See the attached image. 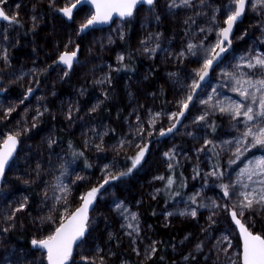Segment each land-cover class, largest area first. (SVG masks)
<instances>
[{
    "label": "snow or ice",
    "instance_id": "snow-or-ice-1",
    "mask_svg": "<svg viewBox=\"0 0 264 264\" xmlns=\"http://www.w3.org/2000/svg\"><path fill=\"white\" fill-rule=\"evenodd\" d=\"M22 3L0 0V264H264V0H34L27 20ZM78 5L92 7L77 23ZM46 12L76 25L45 52L50 63L38 60ZM103 25L96 57L123 45L113 63L97 64L81 42ZM29 35L25 63L15 52ZM140 58L153 62L144 80L165 66L164 83L143 103L129 85L128 103L113 112L115 74L134 73ZM81 74L77 98L49 107L57 86ZM89 80L101 95L82 108ZM58 119L65 131L79 127L78 142L50 130L28 143ZM154 157L166 168L149 185V199L163 204L159 214L149 205L151 215L165 229L178 218L192 223L179 240L159 238L142 199L117 194ZM102 205L118 231L98 214ZM17 232L26 246L12 242ZM124 239L131 255L118 251Z\"/></svg>",
    "mask_w": 264,
    "mask_h": 264
},
{
    "label": "rangeland",
    "instance_id": "rangeland-1",
    "mask_svg": "<svg viewBox=\"0 0 264 264\" xmlns=\"http://www.w3.org/2000/svg\"><path fill=\"white\" fill-rule=\"evenodd\" d=\"M16 2H19V0H8L9 5H13ZM33 2H34V0H26L22 3L21 10H20L21 16L23 18H25L26 20H27L28 14L30 12L31 4ZM60 2L62 4L63 0H60ZM90 10L91 9L88 7H84L82 9H80L78 12L75 13L74 20L78 23L81 19H83L89 13ZM45 21H46L45 23L41 24V31L43 29H46L47 26H49L51 24V22H59V21H61V19H60V17L54 18V14L49 12V17L48 18L45 17ZM75 26H76L75 24H72V26L70 28L63 29L64 31H61V34H60L58 39H57V37L55 38L56 41L54 43H63L67 39L68 35H72L73 29L75 28ZM167 27H168V25L165 24V28H167ZM108 34H109V31L107 28V29H104V31H96L92 34L85 35L84 37H82V42L80 40H78V42H81V49L83 52V58L85 60L93 59L95 57L94 62L97 64L113 63L115 61L116 53L118 51L122 50L123 42H121V41H118L117 44L109 46L108 50L102 52L99 57H96L95 49H96L97 45H95V41L102 39V38H106ZM138 35H140L139 27H138V25H133L132 26V36H131V44L133 47H135L137 44V36ZM23 43L25 45L24 37H23ZM86 45H92L93 46V53L91 55L87 51H85ZM52 52H53V48H51V50H50V53H52ZM43 56H44L43 54L39 53L38 60L40 62H42L43 59L44 60L48 59V58L43 57ZM36 58L37 57H33V59H36ZM24 61H25V63H29V61L26 58H24ZM48 62L50 63V61H48ZM136 62L141 67L142 70L140 72H138L137 75L118 76L117 74H115L114 83L116 85V88H118L119 86H123L125 91H126L127 87L129 85H131L132 90L134 91V87L136 84H138V83L145 84L148 81V80H144V76L147 75L149 73V71L151 70L153 62H151L147 59H144V58H140ZM167 70H171V66H169ZM157 71H160V73H161L160 74V83H159V85H160V84L164 83L165 71H166L165 66L158 65ZM51 75H52L53 80H55L56 73H52ZM82 83H83V80H82V74H81V75L73 76L71 82H69V83L59 84L57 86L58 99L57 98H51V97L49 98L50 100L55 101V103H56L55 107H52L51 103L49 104V107H52L55 110L56 106L59 105L61 100L67 101L68 99H76L79 86ZM158 86H157V88H158ZM61 87L70 89L71 94L66 95V96H61L60 90H59V88H61ZM16 89H17V91L21 90L19 88H16ZM12 91H11L10 95L13 98L19 94L18 93L17 95H15ZM147 92L148 91H146L145 94ZM100 95H101V92H100L99 86H92L91 81L89 80L88 81V95L83 96V97H79V100L81 102V107L83 108L84 106H87L90 102L95 103L96 98L100 97ZM30 99H32V98H30ZM158 101H156L157 105L160 104V102H158ZM143 102H144V97H143L142 103ZM118 104H121V103H118ZM121 108H123V107H121ZM57 121H47L46 120L43 124L39 125V127L34 130L33 140H30L28 143L30 145L33 143L39 144L41 139L45 135H47L50 130L53 133L57 134L58 131L60 129H62V128H60L61 124L59 125ZM61 123L64 124L66 122H61ZM68 132L75 133V135L78 137V139H80L78 126L76 128L69 130ZM165 168H166V166L163 164L162 159L154 157L152 163L150 164L149 168L146 171L141 173L137 179L131 181L127 186H123L117 190V194L121 198H126L129 202L134 203L136 200H141V199L143 200V205L141 208V211L143 214V219L147 224L153 225V227L156 230V233L159 236V238H160V234H159V231L157 229V222L162 221V217H159V216L154 217L156 220V222H154L155 220L153 221L151 219H148V216L146 215L145 209H146V205L150 202L158 203V209H157L158 214L160 213V211L163 208V204L161 202H159L158 200L157 201L150 200L147 193H149L152 190L149 185L153 183V181H152L153 175L164 174ZM185 175H188L187 170L185 171ZM156 186H159L158 182H156ZM14 187H16V186H14ZM189 189H191V184L189 185ZM99 213H104V215H107L109 217V223L111 224V230H113V231L119 230L118 222L115 220V218L112 216V214L108 212L106 205L101 206V208L98 210V214ZM177 221H180L183 224L184 223L190 224L191 225L190 230L195 231V226L192 223L185 222L183 220V218L175 219L174 223ZM96 236H97V243L101 247H105L107 244V236L105 235V225L103 223L100 224V230L96 233ZM175 239L179 240L180 238L179 239L175 238ZM118 251H126L129 255H131V250L129 248H127V240L126 239L123 240L122 249H118ZM132 259L134 260L135 257L132 256Z\"/></svg>",
    "mask_w": 264,
    "mask_h": 264
},
{
    "label": "trees",
    "instance_id": "trees-1",
    "mask_svg": "<svg viewBox=\"0 0 264 264\" xmlns=\"http://www.w3.org/2000/svg\"><path fill=\"white\" fill-rule=\"evenodd\" d=\"M24 1H26V0H23V2ZM45 17H47V18L49 17V12H46ZM67 28H70V27L63 26L61 21H59V22H51V24L49 26H47L46 29H43L42 31H40V35L37 39V43L39 44L40 48L43 49L42 51H39L40 54L44 55L43 57H46L45 52L50 53L51 48L54 47V44H55L54 42L56 41L55 38L57 37V39H58L60 34H61V31H64L63 29H67ZM30 37H31L30 35L25 36L24 37V40H25L24 47L15 52L17 59L21 60L23 62H25L24 58H26L25 53L30 51L29 43H28L31 39ZM46 58H48V57H46ZM46 60H48V59H46ZM43 61H45V60L43 59ZM48 61H50V60H48ZM135 67H136V71L134 73L125 71V72H121L117 75L118 76L137 75L138 72H140L142 69L137 64V62L135 64ZM160 74H161L160 71H156L153 76L149 77L148 81L145 84L138 83L135 85V87L133 86L134 91L137 93L138 98L141 99V102L143 100V97H144L146 91H148V92L149 91H155L157 89V86L160 83ZM117 89L118 90L116 92L115 100L112 102L113 112L116 110V105H119V107H124L128 103V100H127L126 95H125L126 91H125L124 87L119 86ZM59 90H60L61 96H66V95L71 94L70 89H68V88L61 87V88H59ZM137 90H139V91H137ZM12 92L15 95H17L19 93V91H17V89H14ZM158 102H160V101H158ZM118 103H121V104H118ZM55 104H56L55 101H53L51 103V106L55 107ZM57 122L59 125L61 124L60 128H62L58 131V133H57L58 136L74 139L77 142L79 141V139L76 135L71 136L70 132L64 130V126H63L64 124L61 123L62 121H60L58 119ZM37 144L38 143H33L31 145H37ZM33 151H35V147H33ZM90 171L94 172L95 169L90 170ZM15 186L17 188H20V189H23V187H24L22 184L15 185ZM149 205H151L152 208H155L157 211L158 203L150 202L146 205V209H145V212H146V215L148 216V219H151L154 221L155 218L151 215V209L149 208ZM154 222H156V220ZM157 229L159 231L160 238L163 240H169L172 237L179 239L185 230L191 229V225L188 223L183 224L180 221H177L175 223L173 222V226L171 228L165 229L162 226V221H159V222H157ZM20 236H21V234L19 232L13 234L11 236L12 242L26 246V243H27L26 238L18 239V237H20Z\"/></svg>",
    "mask_w": 264,
    "mask_h": 264
},
{
    "label": "water",
    "instance_id": "water-1",
    "mask_svg": "<svg viewBox=\"0 0 264 264\" xmlns=\"http://www.w3.org/2000/svg\"><path fill=\"white\" fill-rule=\"evenodd\" d=\"M84 7H88V8H90L91 9V5H83V6H79L78 5V7H77V9H75L74 10V15H75V13L76 12H78L80 9H82V8H84ZM2 23V22H1ZM71 23V22H70ZM101 27H103V29H107L108 28V25H103V26H101Z\"/></svg>",
    "mask_w": 264,
    "mask_h": 264
}]
</instances>
